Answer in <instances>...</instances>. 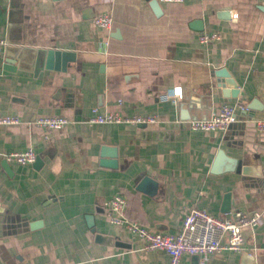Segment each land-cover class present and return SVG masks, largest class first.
<instances>
[{
    "label": "crops",
    "instance_id": "1",
    "mask_svg": "<svg viewBox=\"0 0 264 264\" xmlns=\"http://www.w3.org/2000/svg\"><path fill=\"white\" fill-rule=\"evenodd\" d=\"M150 1L0 0V114L21 120L0 127V264H168L165 252L142 251L136 236L105 219L103 204L117 194L126 198L129 220L162 234L178 233L191 209L216 217L262 209L264 170L260 177L210 170L219 150L241 159L239 142L251 144L264 169V134L252 122L264 120V4L183 0L160 3L155 16ZM99 14L113 18L111 30L93 25ZM211 33L220 39L199 43ZM8 46L74 61L64 72L46 70L37 56L9 57ZM168 90L181 98L160 101ZM183 104L200 119L236 106L237 122L227 131L194 132L180 125ZM92 108L158 121L144 128L88 124ZM39 116L72 122L44 138ZM29 148L39 162L2 157ZM145 177L152 194L138 189ZM243 238L253 262L223 251L203 264H264V222ZM180 264L202 263L185 256Z\"/></svg>",
    "mask_w": 264,
    "mask_h": 264
},
{
    "label": "built area",
    "instance_id": "2",
    "mask_svg": "<svg viewBox=\"0 0 264 264\" xmlns=\"http://www.w3.org/2000/svg\"><path fill=\"white\" fill-rule=\"evenodd\" d=\"M264 4V0H258ZM164 4H180L183 0H158ZM96 28L109 31L113 26V18L109 14H99L92 19ZM219 34H200L198 41L207 45L218 41ZM6 41L0 37V56L4 54ZM180 94L168 90L159 95L160 101L176 103ZM246 110L244 105L239 106ZM158 120L150 116H126L119 111L101 113L98 108H92L87 119L88 124H123L131 126L150 125ZM21 122L18 116L0 114V127L17 125ZM72 122L64 116H39L35 125L42 131L44 138L60 130ZM237 122L236 106L223 104L218 113L207 119L191 120L187 122L188 129L194 132L227 131L229 126ZM254 127L260 134H264V120H254ZM6 162L20 165L32 164L36 153L29 148L22 152L3 154ZM126 198L117 194L103 204V216L112 225L123 228L126 232L136 236L141 241V250L145 252L163 251L168 257V264H180L185 256H198L200 263H204L211 255L223 251L241 254L245 251L243 233L253 231L264 222V204L261 210L247 214L234 210L223 217H216L206 210L191 209L183 218L180 230L176 234H162L148 230L138 222L126 217Z\"/></svg>",
    "mask_w": 264,
    "mask_h": 264
},
{
    "label": "water",
    "instance_id": "3",
    "mask_svg": "<svg viewBox=\"0 0 264 264\" xmlns=\"http://www.w3.org/2000/svg\"><path fill=\"white\" fill-rule=\"evenodd\" d=\"M150 7L152 11L154 12L155 16H160L162 14V9L160 6V3L158 0H151L150 1ZM196 27L199 28V23ZM6 54L9 57L16 58L20 62H24L25 60L32 59L33 56H37L40 63L43 64L44 68L46 70H55V71H65L66 67H68V63H72L74 61L73 56L70 54H66L63 52L58 51H43V50H35L30 49L26 47H20V46H8L6 48ZM238 96V92H232V97L236 98ZM249 109H255L253 108L252 104L248 107ZM218 113V110H217ZM200 117L195 114L191 106L183 104L180 106V124L183 125L181 127L188 128L187 122L191 120H199ZM254 121V119H253ZM252 121V122H253ZM235 124V123H234ZM232 124L229 126L227 130H229L232 126ZM254 125V124H253ZM141 128L146 127V125H141ZM250 143H237L235 145L238 149H243V154L241 159L232 158L226 155V153L223 150H219L216 154V157L214 159V162L212 164L210 172L212 174H220L224 172H238L246 176H254V177H260L262 175V171L264 170L262 166H259L257 164V161L253 159V153L252 150H250ZM35 162H39V159L36 158ZM106 165H112L111 162H104ZM4 168L8 170V164L5 163ZM151 184V180L149 178H143L141 184H139L138 189L141 191L152 194L154 192L153 188H148L146 185ZM230 195H227L226 198V205L223 209L224 212H228L229 205H228V199ZM91 216L88 217L89 224H92ZM99 242H103L104 239L102 236L96 237ZM197 260H199L198 256H193ZM242 259L246 262H253V258L250 255H247L245 253L242 254Z\"/></svg>",
    "mask_w": 264,
    "mask_h": 264
}]
</instances>
